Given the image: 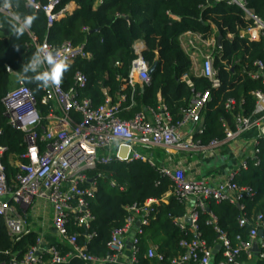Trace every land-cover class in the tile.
<instances>
[{
  "label": "built area",
  "instance_id": "obj_1",
  "mask_svg": "<svg viewBox=\"0 0 264 264\" xmlns=\"http://www.w3.org/2000/svg\"><path fill=\"white\" fill-rule=\"evenodd\" d=\"M23 1L26 7L43 10L49 27L72 14L68 2L62 4L64 0H48L46 3ZM103 2L93 0L94 7ZM219 4L240 7L244 18L251 20L252 25L241 30L239 37L250 42L262 41L264 49V18L255 13L249 0H203L201 8L205 10ZM0 12L14 16L8 4L0 3ZM31 36L36 50H42L41 54L44 55H55L61 63L70 64L76 59L90 60L93 57L85 42L74 44L64 41L54 45L47 39L37 42L35 35ZM234 38L232 34L226 36L228 40ZM218 39L216 34L205 37L203 33L193 30L180 36V46L191 64L190 75H185L183 80L192 90L193 77L208 79L214 89L222 86L216 63L223 62L225 51L223 38L221 43ZM134 49L137 56L131 61L127 75L118 76L121 91L112 97L108 88H103L105 101L98 107L92 99L82 96L88 77L81 71L75 73L73 85L68 89L63 87L61 80L58 86L43 87L41 103L48 106L46 115L41 114L36 97L20 75L15 87L3 97L8 122L24 133L27 150L21 155L26 161L13 162L17 174L14 183L9 184L2 162L8 147L0 144V216L8 234L18 237L27 231L29 225L25 209L33 204L34 198L46 200L53 211L52 226L57 238L55 243L44 245L42 236L37 235L36 244L29 247L21 258L13 255L10 264H68L73 258L79 259L82 264H118L128 249V242L131 246L124 264H134L137 262L135 253L144 235V226L156 218L157 206L161 202L166 203L170 196L185 208L182 216L168 214L181 233L177 243L178 252L166 257L159 252L158 245L150 243L147 250L149 259H154L157 264H247L254 258L264 260V213L248 216L242 212L237 220L240 228H248L246 238L241 234L231 237L221 228L218 217L209 207L211 202H228L239 204L242 211V199L255 194L250 186L238 184L235 178L241 168H247V159L259 165L258 144L264 140V117L255 116L257 106L264 100V90L252 92L256 106L250 114L244 113L243 100L227 99L224 106L231 114L232 121L222 120L224 137L204 144L197 136L205 129L203 109L211 99L209 90L194 91L188 107L182 110L177 121L165 102H160L156 107L148 106L131 116L125 115L136 105L137 82L144 86L151 79L150 65L142 55L145 46H134ZM235 64L238 65L236 74L259 81L264 86L263 60L256 59L251 63L237 60ZM41 69L46 70L47 65ZM72 112L79 113L80 120H76ZM251 129H257V134L252 138L251 154L234 166L225 179L210 181L188 175V162L185 156L181 157L182 154L218 148ZM136 148L149 153H140ZM154 150H160L161 156H157ZM134 161L148 163L161 176L168 178L173 187L161 199L149 198L143 203L127 205L124 224L111 232L108 241L111 253L106 256L93 255L87 246L93 233H85L87 243L80 245L78 233L68 231L70 223L88 229L94 220L87 199L94 195L96 183L90 180V184L86 185L89 181L86 172L101 165ZM112 185L115 183L112 182ZM202 214L208 216L206 224L217 235L213 245L207 243L200 230L198 218ZM260 231L262 236L259 235ZM59 244L67 246L68 250L62 253ZM254 244L257 245V253L253 249ZM216 245L220 246L216 254L222 257L218 262L214 261L216 254L213 253Z\"/></svg>",
  "mask_w": 264,
  "mask_h": 264
},
{
  "label": "trees",
  "instance_id": "obj_2",
  "mask_svg": "<svg viewBox=\"0 0 264 264\" xmlns=\"http://www.w3.org/2000/svg\"><path fill=\"white\" fill-rule=\"evenodd\" d=\"M38 1L46 3L48 0ZM69 1L64 0L62 4ZM74 1L78 7L72 14L49 27L43 10L26 7L23 0H0L1 4L11 6L15 16L35 17L31 28L17 38L9 25L11 16L0 12V144L8 147L2 162L9 184L14 183L17 174L13 162L26 161L21 155L26 153L27 148L24 133L9 124L2 99L15 87L17 76H21L22 66L37 52L31 34L35 35L37 42L47 39L54 45H60L64 41L86 43L93 55L92 59H76L67 64V70L62 71L60 80L63 87L68 89L73 85L75 73L83 72L88 77V84L82 96L92 99L96 107L105 101L103 88H108L112 97L121 91L118 76L127 75L131 61L137 56L134 44L137 40H143V57L150 66L157 65L150 75L149 84L143 88L135 86L136 105L128 116L148 106L156 107L160 102H165L177 121L182 110L188 107L194 91L209 90L211 99L203 109L205 129L197 136L204 144L224 137L222 120L232 121L231 114L224 106L227 99L233 97L243 100L242 108L246 114L255 109L256 101L252 92L264 90V86L259 81L236 74L238 65L235 61H264L263 42H250L239 37L240 31L250 27L252 21L244 18L243 11L237 5L219 4L203 10V0H104L103 4L96 7L93 0ZM249 3L255 13L264 18V0H249ZM189 30L199 31L205 37L211 34L222 36L225 55L223 62L216 63L223 83L220 88H212L210 81L204 77L192 78L194 90L184 82L183 77L190 75L191 64L180 46V36ZM227 34H232L235 38L228 40ZM117 62L120 65H116ZM23 81L36 97L41 114L46 115L48 106L41 103L43 87L36 82ZM72 115L80 120L79 113L72 112ZM258 148L259 165H254L252 160L247 159V168H241L235 178L238 184L250 186L255 192L253 197L242 199L244 210L241 211L228 202H211L209 205L218 217L221 228L231 237L241 234L246 238L248 228H240L237 220L242 212L248 216L264 213V140H260ZM156 151L161 154L160 150ZM86 174L89 179L86 185L90 184V180L96 183L94 195L87 199L94 220L88 229L70 223L68 231L78 233L80 245L87 243L85 233H93L87 246L88 251L96 256L111 253L108 241L112 230L124 224L127 205L143 203L149 198L161 199L173 187L168 178L142 161L101 165L88 170ZM156 182L159 184L156 185ZM184 212L185 208L172 196L166 203L161 202L157 206L156 218L143 228L144 235L139 240L135 253L137 262L134 264H157L154 259L147 257L150 243L158 245L159 252H163L166 257L178 252L177 243L181 233L172 224L168 214L182 216ZM207 218L206 214L200 215L198 224L207 243L213 245L217 235L206 224ZM36 239L37 234L33 231L11 237L0 216V264H10L13 255L21 258L29 247L36 244ZM59 246L62 253L68 250L65 245ZM221 259V254H216L214 261ZM68 264H82V261L73 258ZM259 264H264V260H260Z\"/></svg>",
  "mask_w": 264,
  "mask_h": 264
},
{
  "label": "crops",
  "instance_id": "obj_3",
  "mask_svg": "<svg viewBox=\"0 0 264 264\" xmlns=\"http://www.w3.org/2000/svg\"><path fill=\"white\" fill-rule=\"evenodd\" d=\"M68 6L72 12L78 7L74 0H70L68 2ZM134 46H145V43L143 40H137ZM156 54L157 59L158 51ZM136 85H139L141 88L143 86L138 82ZM256 109L257 114L255 117H264V100L257 106ZM130 112L131 110L126 112L125 115H128ZM256 134L257 129H251L241 134L237 139L224 142L218 148L203 150L198 153L182 154L181 157L185 156L184 158H186L188 162V175L190 177L204 178L210 181L225 179L229 171L234 166H237L240 162L247 159V157L251 154V149L253 148L252 138ZM184 158L182 160H185ZM25 216L29 223L27 231H33L37 235H41L44 245L52 244L57 241L55 231L52 226L53 211L50 204L46 200L34 198L33 204L25 209ZM128 257L129 248L125 251L121 262L118 264H124L128 260ZM259 263L260 261L257 260V258L247 262V264Z\"/></svg>",
  "mask_w": 264,
  "mask_h": 264
},
{
  "label": "clouds",
  "instance_id": "obj_4",
  "mask_svg": "<svg viewBox=\"0 0 264 264\" xmlns=\"http://www.w3.org/2000/svg\"><path fill=\"white\" fill-rule=\"evenodd\" d=\"M34 16H12L9 20L11 31L19 38L25 31L31 28ZM42 50H37L31 57L30 61L22 66L21 80L28 82H36L44 88L50 85L58 86L62 71L67 70V63L59 62L58 58L53 54H41ZM43 65H47V69L40 71ZM31 74V75H29Z\"/></svg>",
  "mask_w": 264,
  "mask_h": 264
},
{
  "label": "water",
  "instance_id": "obj_5",
  "mask_svg": "<svg viewBox=\"0 0 264 264\" xmlns=\"http://www.w3.org/2000/svg\"><path fill=\"white\" fill-rule=\"evenodd\" d=\"M219 43H221V40H222V36H219ZM157 60H158V58H157ZM156 65H157V63L156 64H154L153 66H150V68H149V74L151 75L153 72H154V70L156 69ZM144 86H142V88H143ZM238 208L240 207V205L239 204H237L236 205ZM259 235L260 236H262L263 234H262V232L260 231L259 232ZM130 242H128V245H127V247L128 248H130ZM220 249V246L219 245H216L215 246V249H214V251H213V253L214 254H216L217 253V251ZM253 249H254V251L257 253L258 252V248H257V245L256 244H254V247H253Z\"/></svg>",
  "mask_w": 264,
  "mask_h": 264
},
{
  "label": "rangeland",
  "instance_id": "obj_6",
  "mask_svg": "<svg viewBox=\"0 0 264 264\" xmlns=\"http://www.w3.org/2000/svg\"><path fill=\"white\" fill-rule=\"evenodd\" d=\"M136 150L138 151V152H140V153H143V154H145V153H149L147 150H144V149H142V148H136ZM155 151V154L157 155V156H161V154H158V152L156 151V150H154Z\"/></svg>",
  "mask_w": 264,
  "mask_h": 264
}]
</instances>
